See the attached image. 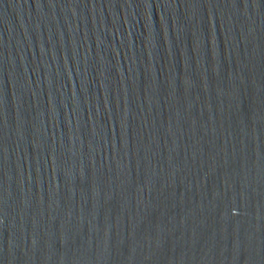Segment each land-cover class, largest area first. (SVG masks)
I'll return each instance as SVG.
<instances>
[{
  "label": "water",
  "instance_id": "water-1",
  "mask_svg": "<svg viewBox=\"0 0 264 264\" xmlns=\"http://www.w3.org/2000/svg\"><path fill=\"white\" fill-rule=\"evenodd\" d=\"M0 264H264V0H0Z\"/></svg>",
  "mask_w": 264,
  "mask_h": 264
}]
</instances>
